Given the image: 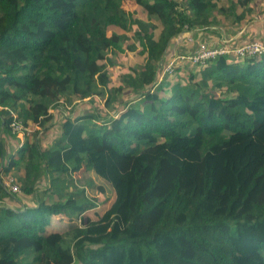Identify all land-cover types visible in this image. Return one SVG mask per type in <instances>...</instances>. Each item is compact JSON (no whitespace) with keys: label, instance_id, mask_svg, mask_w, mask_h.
Listing matches in <instances>:
<instances>
[{"label":"trees","instance_id":"16d2710c","mask_svg":"<svg viewBox=\"0 0 264 264\" xmlns=\"http://www.w3.org/2000/svg\"><path fill=\"white\" fill-rule=\"evenodd\" d=\"M231 1L0 0V264H264V54L159 80L182 33L244 20ZM82 169L113 187L96 218Z\"/></svg>","mask_w":264,"mask_h":264},{"label":"rangeland","instance_id":"374dc122","mask_svg":"<svg viewBox=\"0 0 264 264\" xmlns=\"http://www.w3.org/2000/svg\"><path fill=\"white\" fill-rule=\"evenodd\" d=\"M262 1L263 2H261L260 0H250L249 3L239 6L237 11L235 10V12H242L244 9H247L248 7L251 8L250 12L246 13L245 18L241 23L233 21V19L236 18V13L229 12L230 15L219 13L218 22L212 23L210 26H208L209 27L208 29H194L182 33L178 38L174 39L173 42L175 43H173V45H171L170 48L168 49L165 55V61H167V58L169 59L171 57L170 52L172 51H176V52L192 51L195 48V46L197 47L200 43L207 44L209 46L221 44L224 38L222 34H225V32H227L228 26H234L236 28L244 27L240 35L237 34L238 32L236 34L235 33L229 34V36H233L232 37L233 42L240 40L241 35H243L246 38H252V39L260 38L264 40V35H261L259 31L260 27H264V0ZM230 2L232 1L227 0L226 4L229 6ZM219 4H221V2H219ZM253 29L256 32L252 33ZM236 31H232V32H236ZM251 35L253 36L251 37ZM187 36H191L192 41H188ZM113 58L119 61L117 55L113 54ZM185 66L188 67L187 69L192 68L191 64L188 65L185 64ZM162 77L164 76H162V72H161V76L159 80H161ZM138 96L139 95L134 96L135 100L137 99ZM101 103L104 105V107H106L105 98H98V100H96V102L92 105V109L89 110L93 111L95 109V104L98 105ZM81 106L82 103L78 102L77 107L79 108ZM58 109L60 111L61 108ZM51 111L54 112L55 114L52 120V124H50L47 127V130L42 129L41 132L38 134L41 145L53 144L54 142L53 140L60 135V130H61L60 120L62 118L63 112H61L62 114H60L56 112L55 108H51ZM92 111H88V112H92ZM107 112L111 115L114 114V111L111 110L110 108L108 109ZM30 127L32 129L31 133L37 130L33 124H30ZM11 140L12 142L16 143L18 139L12 138ZM72 179L79 189L85 188L87 190L86 191L87 194L90 197L93 198L95 197L97 199L98 197L100 198L97 207L88 211L87 214H90V216L96 218L98 213L101 214L103 210L106 208V206H109L114 196L113 195L114 192H113V187L107 180L98 176L93 170H87V169L72 173ZM37 188L40 189L41 187H37ZM101 188H103L104 191ZM106 200L107 202L105 203ZM5 204L12 205L9 202H6ZM53 221H54L53 223L59 225L61 229H66L65 228L66 220H62V219L60 220L56 216L54 217Z\"/></svg>","mask_w":264,"mask_h":264},{"label":"built area","instance_id":"2783aa9c","mask_svg":"<svg viewBox=\"0 0 264 264\" xmlns=\"http://www.w3.org/2000/svg\"><path fill=\"white\" fill-rule=\"evenodd\" d=\"M188 41H192L191 36H187ZM223 42L218 45L209 46L200 43L192 51L178 52L164 62L162 76L174 74L176 67L180 63L188 64H204L217 59L224 54H232L237 56H254L264 54V40L255 39L245 44L233 46V39L224 37ZM12 133L19 138V146H22L26 138L31 134L30 125L25 126L20 120L13 119L11 122ZM8 190L14 194L21 191L20 186L13 182L12 179L8 182Z\"/></svg>","mask_w":264,"mask_h":264},{"label":"crops","instance_id":"0c3cea01","mask_svg":"<svg viewBox=\"0 0 264 264\" xmlns=\"http://www.w3.org/2000/svg\"><path fill=\"white\" fill-rule=\"evenodd\" d=\"M261 2H263L262 0H260ZM232 29V30H231ZM240 29V30H239ZM244 29V27H238V28H236V27H234V26H228V29H227V32H225V34H222L223 35V37H227V38H232L233 36H229V34H231V33H237V34H241V32H242V30ZM237 30V31H236ZM232 31H236V32H232ZM259 31H260V33H261V35H264V27H260L259 28ZM252 32V31H251ZM250 32V33H251ZM254 32H256L254 29H253V32L252 33H254ZM253 35H251V37H252ZM241 37V39H244V38H246V37H244L243 35H241L240 36ZM211 41V40H210ZM55 108V107H54ZM60 108V107H59ZM55 110H56V112H58V113H60V114H62L61 112H63V114H67V111H66V109L65 108H61L60 109V111H59V109L57 110L56 108H55ZM52 112V111H51ZM52 114H53V117L55 116V114H54V112H52ZM10 144H9V149H13V147L15 146V144H12L11 142H9ZM48 145H43V147H47ZM82 170H84V169H82ZM81 171V170H80ZM59 217H60V215H58ZM62 220H65V219H62ZM54 222V221H53Z\"/></svg>","mask_w":264,"mask_h":264},{"label":"bare ground","instance_id":"6f19581e","mask_svg":"<svg viewBox=\"0 0 264 264\" xmlns=\"http://www.w3.org/2000/svg\"><path fill=\"white\" fill-rule=\"evenodd\" d=\"M241 19V18H240ZM254 22V21H253ZM240 30V29H239Z\"/></svg>","mask_w":264,"mask_h":264}]
</instances>
